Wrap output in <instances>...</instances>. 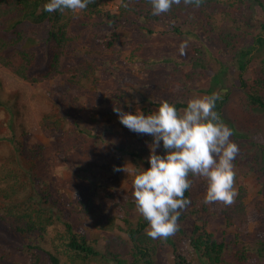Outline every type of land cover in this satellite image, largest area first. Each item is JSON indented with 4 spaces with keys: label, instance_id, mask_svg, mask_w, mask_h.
<instances>
[{
    "label": "trees",
    "instance_id": "16d2710c",
    "mask_svg": "<svg viewBox=\"0 0 264 264\" xmlns=\"http://www.w3.org/2000/svg\"><path fill=\"white\" fill-rule=\"evenodd\" d=\"M46 2L47 0H0V53L11 47H13L12 50H18L7 58L0 54V67L20 78L29 91H32L38 83L51 79L55 75L69 74L71 81L75 80L73 84L77 91L75 101H78L81 99L80 95L85 94V86H81L82 82L90 81L95 76V65L83 58L80 52L75 51L76 47L72 43L73 37L67 35L65 25L61 22L64 11L45 12L43 5ZM121 7L123 13L110 18L112 16L105 15L102 10L101 0H89L83 14L87 16L104 15L112 25L123 22L126 28L144 30L147 34H154L155 27L162 26L164 32L182 35L193 40L200 38L196 25L204 24L202 22L204 19H208L207 25H211L213 24L212 17L215 15L235 17L231 21V36L241 46H233L231 49L228 46L225 49H230L234 53L231 63L238 72L239 87L246 94L248 104L246 108L247 106L253 110L257 108L264 120V96L262 94L264 68L259 69L261 72L257 74L253 83L248 82L244 77L248 66L254 59L253 51L257 49L260 52L264 49V19L259 20L257 15V13L264 14V0H201L199 7L185 5L182 0L181 4L173 5L169 12L158 16L151 14L150 0H122ZM254 21L258 22L257 34L253 32V26H249ZM25 23L43 24L45 31L41 34L37 32V34L26 35L22 46L19 42L22 40L21 29ZM79 23L85 22L79 21ZM15 35L17 36L14 37ZM250 35L255 38L254 44L250 43ZM236 37H242L245 44H242ZM40 48L43 49L42 63L35 60L34 50ZM196 50L201 55L207 54L210 53V46L204 43L200 49ZM141 57L139 48L131 53V58L134 60H140ZM169 59L172 58L169 57ZM65 60H68L70 64L64 65ZM185 63H191L193 68L198 69L201 74H204L203 70L208 68L201 58L189 57ZM228 68L227 63H221L219 70L212 72L214 76L212 84L206 90L208 96L213 93L217 95L214 110L221 120H229L225 111L229 105L230 88L227 89L224 83L225 70ZM62 95L61 92H57L42 96L40 98L42 105L36 104L40 107L38 111L41 112L38 118L39 126L50 131L56 141L57 153L62 160L69 163L70 155L77 149H83L81 140L84 135L95 137V143L100 144L105 149L103 153H109L108 158L112 159L107 164H99L92 161L91 156L84 152V156L79 160L81 164L79 169H83L80 173L82 177L98 184L101 180L100 175H91L93 165L97 171L102 168L106 172L114 173V170L121 166V158L117 157L118 153L129 155L137 163L142 160L149 164L150 145L153 143L151 135L148 137L147 145L136 144L120 147L111 142L109 147H105V143H108L106 134L111 130L112 123L118 119L117 113L110 112L111 116H106V119L104 116L105 121H101L100 127L97 122L90 127L81 122L80 115L75 110H62L61 107L64 105ZM175 96H177L176 93ZM172 97L173 93L163 94L162 92L154 105L158 108L161 101L167 100L175 104L176 108L182 112L181 109L187 104L186 98L174 101ZM121 104L125 106L124 102ZM66 120H70L72 124L67 126ZM249 120V117L244 116L236 122L240 125H247L246 122H251ZM236 122L229 121L230 128L233 129V137L240 139L241 136H249L248 131L237 129ZM9 130L11 136L8 143L16 154L11 151L3 152L0 145V264H20L15 261L19 255L26 258V264H102L104 262H109V264H157V254L165 247L172 248L174 264H187L186 257L181 254L179 246L184 236L189 238L190 245L202 264H264V224L261 223L254 231L248 229L251 214L244 202L247 193L244 187L240 188L238 195L230 205L218 202L212 209H205L202 213L194 212V209L190 210V205H188L180 210L178 229L175 234L157 239L147 236L148 221L142 214L140 218H136L134 214L131 216L125 202L115 200L112 208L109 209L105 204L90 199L82 204L86 217L99 229L121 230L124 241L129 245L125 252L109 251L105 248L106 245H100L96 240H91L87 236L86 229L80 225L75 226L73 221L68 219L69 213L67 214L60 207L58 200L40 191V180L34 178L38 155L29 150L24 153V150L20 148L23 138L18 136L17 130L11 125ZM258 131V137H263L264 131L260 128ZM252 144L258 147L255 150L258 154L256 163L264 173V162H260L259 159L261 156L264 160V146L262 149V144L256 138ZM156 151L163 154V145ZM243 161L244 164L249 163L245 165L249 167L246 174L258 169L251 163L248 153H245ZM16 162L17 164L13 165ZM192 186L191 183L185 192L189 200ZM198 189L206 192L203 186H199ZM259 212H264L262 202ZM214 216H222L225 221L226 229L221 238H217L206 227L209 222H212ZM56 222H62L65 228L51 235V227ZM187 224L192 225L189 230L184 227ZM247 240L249 243L246 242Z\"/></svg>",
    "mask_w": 264,
    "mask_h": 264
},
{
    "label": "rangeland",
    "instance_id": "374dc122",
    "mask_svg": "<svg viewBox=\"0 0 264 264\" xmlns=\"http://www.w3.org/2000/svg\"><path fill=\"white\" fill-rule=\"evenodd\" d=\"M101 5L105 15L112 16L110 18L123 13L122 0H101ZM85 11L84 9L73 13L64 10L61 21L65 25L67 35L73 37L72 43L76 47L75 51L80 52L83 58L95 65V76L90 81L82 82L81 86H85V94L80 95L81 99L78 101H75L77 93L76 86L73 85L75 80L71 81L69 74L55 75L51 79L38 83L32 91H29L20 78L0 67V145L2 151H11L16 154L8 143L11 136L9 130L11 125L17 130L18 136L23 138L20 148L24 150V153L29 150L38 155L34 178L40 180V191L49 194L50 198L58 200L64 212L69 213L68 219L72 220L75 226L80 225L86 229L87 236L91 240H96L100 245H106L105 248L113 253L125 252L129 245L124 241L122 231L119 229L103 230L95 227L92 221L86 217L82 204L92 199L105 204L110 209L115 200H119L127 204L131 216L134 214L136 218H140L141 214L136 208L133 196V179L142 170V167L148 168L150 165L142 160L137 163L129 155L118 153L117 157L121 158V166L117 168H125L126 171L114 170L112 173L106 172L102 168L97 171L93 165L91 175L99 174L101 180L98 184L91 182L80 175L83 169H79L81 167L79 160L86 152L95 163L107 164L112 160L108 158L109 150L108 154H104L103 150L105 151V149L95 143V137L84 135L81 140L83 149L75 150L69 157V163H66L57 153L56 141L50 131L39 126L38 118L41 112L38 111L40 107H37L36 104L42 105V100H40L42 96L61 92L64 100V105L61 107L63 111L75 110L80 115L79 118L83 124L91 127L97 122L100 127L101 121H105L104 116L105 119L106 116H111L110 112H114V107L120 106L124 111L132 112L139 109L145 114H151L157 109L154 103L158 101L162 92L163 94L173 93L174 101L183 97L188 101L193 97L208 96L206 90L212 84L214 77L212 72L218 71L221 63H227L229 68L225 70L224 83L227 89L230 88V93L225 115L229 120L222 121L230 127L229 121L233 123L238 119L241 120L244 116L251 120L250 123L246 122L247 125H240L236 122L237 129L248 131L250 137L247 135L236 139L233 135L231 136V140L237 143L240 149L233 161L234 188L237 192L236 196L241 187L247 190L244 202L251 214L248 229L254 231L261 223L264 224V212H259L261 202L264 206V173L256 163L258 154L255 153V150L258 147L252 144L256 138L262 144L263 149L264 136L258 137V128L264 131V120L257 108L255 110L248 106V109L246 108L248 105L246 94L239 87L238 72L231 63L234 53L230 49L233 46H241L231 36V21L235 17L215 15L212 17L213 24L211 25H207L208 19H204L202 21L204 24L196 25L200 32V38L193 40L182 35L164 32L162 26L155 27L154 34H147L144 30L126 28L122 24L123 22L112 25L104 15L87 16L83 14ZM257 15L259 20L264 19L263 13H257ZM79 21L85 23L80 24ZM257 21L249 25L253 26L254 34L258 32ZM21 31L23 36L19 44L23 46L26 35L37 34V32L41 34L45 29L43 24L25 23ZM236 39L245 44L242 37H236ZM249 40L251 44H254L253 35H250ZM204 43L210 46V53L201 55L196 49H200ZM181 44H185L183 55L180 53ZM228 46L230 49H225ZM257 47L259 46L257 45ZM136 48L141 50L140 60L131 58V53ZM12 49L13 47L7 48L0 54L7 58L11 53L18 52V50ZM34 51L36 52L35 60L42 63L43 49ZM39 54L41 55L37 58ZM252 56L254 59L244 75L250 83H253L257 74L261 72L259 69L264 68V49H261L260 52L255 49ZM189 57L203 60V63L208 66L206 70H203L204 74H201L198 69H194L191 63H185ZM68 64H70L68 60H65L64 65ZM262 94L264 96V91ZM119 97L120 99H118ZM121 102H124L127 108ZM183 109L181 110L183 111ZM115 121L112 123L111 130L106 134L108 143H105V147H109L111 142L120 147L149 143L150 135L130 131L120 122L119 118ZM66 122L67 126L72 124L70 120H66ZM245 153L250 155L253 166L258 167L255 171L251 170L250 174H246L249 167L245 165L249 163L244 164ZM259 159L260 162H264L261 156ZM16 164L17 162L13 163V165ZM189 179L193 185L190 194V210L194 209V212L202 213L203 210L212 209L220 202L205 204L206 192L198 189L199 186L207 188L205 178L190 173ZM191 226L184 225L186 230H189ZM206 227L217 238H221L226 229L224 218L214 216L212 222H209ZM64 228L62 222H56L51 227L50 234L52 235L58 230L63 231ZM246 242L249 243V240ZM179 246L181 254L186 257L187 264H202L191 247L189 238L184 236L180 240ZM15 261L20 264L27 263L26 258L20 255ZM156 262L157 264H174L172 248L160 249ZM102 264H109V262Z\"/></svg>",
    "mask_w": 264,
    "mask_h": 264
},
{
    "label": "clouds",
    "instance_id": "9594fccd",
    "mask_svg": "<svg viewBox=\"0 0 264 264\" xmlns=\"http://www.w3.org/2000/svg\"><path fill=\"white\" fill-rule=\"evenodd\" d=\"M182 0H150L154 16L167 13ZM89 0H47L43 10L48 13L69 10L76 13L87 8ZM185 5L200 6L201 0H183ZM185 44L180 53L184 54ZM215 93L197 96L187 101L183 111L164 100L151 114L124 111L114 107L120 122L130 131L153 137L148 161L133 179V196L138 212L148 221L146 234L152 239L167 238L178 229L180 210L191 201L185 196L191 181L189 174L205 178L204 203H233L234 166L240 149L231 140L233 129L214 110ZM163 145V154L156 151ZM116 171L126 169L116 168Z\"/></svg>",
    "mask_w": 264,
    "mask_h": 264
}]
</instances>
